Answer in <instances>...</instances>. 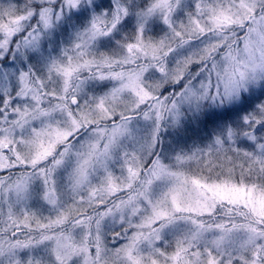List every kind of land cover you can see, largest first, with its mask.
Returning <instances> with one entry per match:
<instances>
[{"label": "snow or ice", "instance_id": "snow-or-ice-1", "mask_svg": "<svg viewBox=\"0 0 264 264\" xmlns=\"http://www.w3.org/2000/svg\"><path fill=\"white\" fill-rule=\"evenodd\" d=\"M0 264H264V0H0Z\"/></svg>", "mask_w": 264, "mask_h": 264}]
</instances>
